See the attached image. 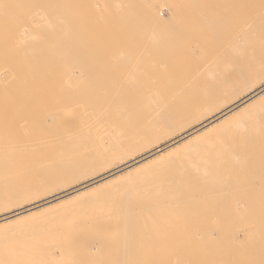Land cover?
<instances>
[{"label":"rangeland","instance_id":"374dc122","mask_svg":"<svg viewBox=\"0 0 264 264\" xmlns=\"http://www.w3.org/2000/svg\"><path fill=\"white\" fill-rule=\"evenodd\" d=\"M61 1L64 5L62 8L58 0H51L55 7L53 9L66 16L69 25L84 29L92 28L94 31L89 34L87 41L84 40L87 43H83V52H81L83 58L80 64L89 70L87 71L84 67L85 73L82 72L79 75L77 64L74 66L71 62L70 71L72 73L64 79L67 83L63 87L68 92L63 90L60 94L57 91L58 88H54L52 92L49 91L50 96L73 97L77 103L78 101H111L113 99L111 102H127L125 106L136 108L141 106L139 102L142 98L165 97L170 92L180 97L199 96L201 98L198 94L214 92L219 77L236 68L237 62L241 61L240 65L244 67L249 63L247 60L250 61L251 57L254 58L257 55L258 51H255L258 49L256 48L264 45V29L260 31L263 33L260 34L262 36H259L260 39L256 35H259V31L257 33L253 28L258 26L264 28V0H169L180 3L181 7L170 18L169 24L159 29L158 32L156 31L154 35L149 31V25L148 29L143 30L140 22V16L143 13L141 11L148 6L152 7L160 18H169L171 14L167 9L168 1L166 0ZM43 3L45 5L47 1L43 0ZM73 14L76 19L78 18L75 23L71 22ZM111 22L116 24L109 30L107 25ZM242 23L246 24V27L243 28ZM248 24L253 27H249ZM102 26H106L103 32L96 33ZM247 28L251 29L246 33ZM253 35L255 38L258 37V40L255 38L254 40L251 37ZM244 42L248 46L246 44L243 46ZM247 42L252 43L250 47L252 49L255 44L256 50L251 51ZM238 45H241L240 48ZM259 49H261L260 54L264 55L262 53L264 46ZM238 50L248 51L246 53ZM240 53H243L242 57ZM244 53L249 56L247 59ZM237 55L239 58L237 57L236 60ZM258 57L261 59L264 56L259 55ZM255 58L251 62L257 61ZM242 59H244L243 62ZM216 68L219 69L216 70ZM62 79L47 78L53 82ZM263 81L264 78L259 80L260 83ZM241 89L233 94L222 95L212 100L213 107L224 106L234 96L242 95ZM44 92L48 91L22 93L21 96L39 98L45 94ZM33 103L30 100L19 105L20 108L15 105L12 109L8 107V110L7 108L0 110V113H4L6 118L15 113L16 115L24 113L25 116L40 115L50 106L45 101L37 100ZM5 112L8 113L5 114ZM1 123V129L7 125L6 122ZM193 124H188V127ZM35 129L31 128V130ZM212 136L199 140V144L196 142L204 147L196 155L186 153V149H181L162 161L150 165L147 168L150 176L148 198L144 201L137 199V201L125 203L126 205L120 203L118 206L110 207L86 205L85 214L81 216L55 217L53 210L46 211L37 217L24 219L16 225L5 226L1 231L8 232L16 229V226L41 224V229L35 233H21L17 240L22 247L20 249H24L29 258L36 260L32 264H113L116 260H118L116 264L126 263L123 260L127 261L126 264H133L130 258L136 259L135 257L137 259L133 262L137 264H173L172 258L174 264H188L182 253L191 251L194 252L196 259L205 257L207 259L205 264H225L226 257L232 258L237 264H264V254L261 255V240L254 241L253 236L248 237L246 234L252 233L260 237L264 233L263 223H258L257 227L261 229L259 231L245 229L246 220L259 218L261 215L259 211L264 212L262 211L264 208H258L262 206L260 204L264 207V140L260 137L245 139L244 137L214 138ZM166 139H160L152 147L165 142ZM247 139L248 142L245 141ZM232 153L235 159H232ZM139 154L140 151H137L126 159ZM101 172L98 171V174ZM88 178L89 176L53 192L56 193L70 187L71 189L76 188L78 187L75 186L76 184ZM122 183L124 181L119 180L117 187ZM66 192L68 191H64ZM80 200L61 205L58 209L62 211L79 207L81 206ZM122 205L127 206L126 208L130 206L133 215L130 214L129 217L125 215L122 218L124 215L121 212L124 209ZM263 215L264 213L261 216ZM150 235L154 237L145 241L146 237H151ZM150 239L154 240V245L157 242V245L153 247L150 243L152 240L148 242ZM122 243H124L123 247L119 245ZM252 243L258 248L253 256L251 252H248ZM29 246L35 250L31 255L24 248ZM118 247H120V252ZM128 247L129 249L134 247V250L131 249L133 254ZM210 251H216L212 258L208 257ZM155 252H157L158 259L161 257L153 261L154 258L151 262L152 256H156ZM165 252L168 253L167 256L173 255L169 261L166 256L164 260H167V263H164V260V262L161 261L164 258L163 255H166ZM50 253L51 256H49ZM221 253H224L226 257ZM123 254L127 258L125 256L124 259ZM174 255L178 260H175ZM113 258L115 261L112 260ZM119 260H122V263Z\"/></svg>","mask_w":264,"mask_h":264},{"label":"bare ground","instance_id":"6f19581e","mask_svg":"<svg viewBox=\"0 0 264 264\" xmlns=\"http://www.w3.org/2000/svg\"><path fill=\"white\" fill-rule=\"evenodd\" d=\"M46 1L47 3L44 5L43 0H0V110L5 108L8 110V107L12 109V106L15 105L20 108L19 105L30 100L32 103L37 100L45 101L50 105L40 115L25 116L23 113V116L15 113V115L6 118L4 113H0V124H2L1 122L7 123L4 128H0V264H32L35 262L36 260L27 256L24 249H20L21 245L17 240L21 233H35L41 229V224L35 223L24 227L16 226V229L2 232L1 230L5 226L16 225L24 219L34 218L42 212L51 210L55 217L81 216L85 214L86 205L110 207L118 206L120 203L126 205L137 201V199L144 201L148 198L147 190L150 177L147 168L181 149H186V153L192 155L200 153L204 147L198 145V141L208 136L213 135L214 138L244 137L245 139L260 137L264 140V81L259 82L264 78V57L261 59L258 57L259 55L264 56L260 54L261 49H259L264 45L257 47L258 50H256L254 48L256 41L253 42V49L256 50L255 52H259L257 55L255 54L256 58L252 54L257 61L251 62L254 58L250 56L251 60H247L249 63L243 65L244 67L240 65L241 61L240 63L236 61V68L219 77V81L217 79L219 83L216 82V90L212 93L198 94L201 98L199 96L180 97L170 92L165 97L142 98L139 102L141 106L136 108L125 106L127 102H111L113 99L111 101H78L77 103L73 97L50 96L49 91L58 88L57 91L60 94L63 92V87L67 83V80L64 79L69 76V73H72L70 71L71 62L74 66L77 64L79 75L82 72L85 73L86 66L80 64L81 58H83L81 52H83V43H87L84 40L87 41L89 34L94 31L92 28L84 29L69 25L68 18L53 9L54 5L51 0H44V2ZM58 1L59 4L63 3ZM166 2L167 9L171 14L166 19L160 18L152 7L145 6L143 8L141 11L143 13L140 14L143 30L148 29L149 25V31L154 35L156 31L158 32L159 29H163L169 24L170 18L178 12L181 4L169 0ZM62 6L64 5L61 4L60 7L62 8ZM60 7L58 8L60 9ZM77 19L73 14L71 22L75 23L78 21ZM115 24V22H111L107 28L111 30ZM245 25L242 23L243 28L246 27ZM104 27L106 28V26L100 27L96 33L101 34ZM249 27L253 26L249 25ZM253 28L257 33L259 31V35L255 33L258 37L263 34L260 32L264 29L262 26ZM247 29L246 33L251 28ZM253 36L251 37L254 39L255 36ZM258 37L255 39L258 40ZM261 37L259 38L261 39ZM215 40L217 41L216 37ZM249 41L252 42L251 39ZM247 43L250 48L252 43ZM244 44L246 42L243 43V46ZM238 46L240 48L241 45ZM246 47L241 48L245 49ZM248 50L241 51L247 53ZM262 53L264 52L262 51ZM242 55L243 53L241 57ZM95 56L97 57V55ZM245 56V59L249 57L247 54ZM237 57L239 58V56H236V60ZM48 77L63 79L53 82L47 80ZM239 89L243 91L242 95L234 96L224 106L213 107L212 100L220 98L222 95L233 94ZM39 90L48 92H44L45 94L40 95L39 98L21 96L22 93L32 94ZM86 93L89 95L88 92ZM76 98L78 99V97ZM75 103L79 105H74ZM7 113L5 112V114ZM190 123L194 124L188 127ZM31 128L36 129L31 130ZM163 138H167L165 142L152 147L154 143ZM245 141L248 142V139ZM137 151H140L139 155L126 159ZM232 156V159L236 158L233 153ZM213 162L215 163V161ZM98 171L102 172L98 174ZM160 175L162 176V174ZM87 176L89 178L76 184L75 186H78L76 188L71 189L72 187H70L56 193L53 192L77 180L85 179ZM119 180H123L124 183L117 187ZM64 191L68 192L64 193ZM78 199H81V206L62 211L58 209L59 206ZM260 205L262 206L258 208H264L263 204ZM123 207L122 218L125 215L129 217L132 213L131 207ZM259 213L262 215L264 212L262 213L260 210ZM261 215L256 219L248 221L245 219L247 223L245 229L261 230L257 227L260 222L264 227V215ZM122 229L124 230V228ZM104 231L106 232V230ZM125 231L127 233L128 230ZM246 234L248 237L253 236L254 241L261 240V255H263L264 233L260 237L252 233ZM153 237H146L145 241ZM125 240H127L126 237ZM153 242L154 240L150 243L154 247L157 242L155 241V245ZM164 242L166 243V241ZM123 244L119 245L123 247ZM143 244L147 245L144 242ZM148 245L150 244L148 243ZM251 246L248 252H251L250 254L253 256L258 248L254 243ZM24 248L30 252V255L35 252L33 247ZM52 248L54 247L52 246ZM130 248L134 250V247ZM50 252L52 251L50 250ZM215 253L216 251H210L208 257L212 258ZM155 254L156 256L149 257L151 262L154 258L153 261L156 258L160 259L161 254L159 259L157 252ZM164 254L166 255H163L164 258L161 261L166 258L168 253ZM221 254L226 257L224 253ZM182 255L187 259L188 264H205L207 261L205 257L196 259L192 251L184 252ZM125 256L123 254L124 259ZM172 256L170 254L166 259L169 261ZM135 258L137 259V257ZM167 260L163 262L167 263ZM175 260H178L177 257ZM123 261L127 263L126 260ZM117 262L118 260H116ZM119 262L122 263V260ZM172 262L175 263L173 258ZM225 264H237V262L226 257Z\"/></svg>","mask_w":264,"mask_h":264}]
</instances>
